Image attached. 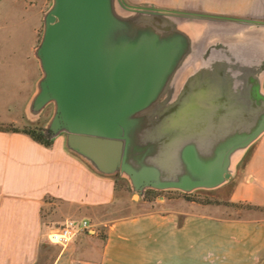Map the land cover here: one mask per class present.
Listing matches in <instances>:
<instances>
[{"label": "crops", "instance_id": "1", "mask_svg": "<svg viewBox=\"0 0 264 264\" xmlns=\"http://www.w3.org/2000/svg\"><path fill=\"white\" fill-rule=\"evenodd\" d=\"M58 1L41 54L0 82V124L54 132L0 128V264H264V0ZM157 4L174 16L155 45ZM140 184L229 205L129 204ZM69 220L100 230L50 242Z\"/></svg>", "mask_w": 264, "mask_h": 264}, {"label": "rangeland", "instance_id": "2", "mask_svg": "<svg viewBox=\"0 0 264 264\" xmlns=\"http://www.w3.org/2000/svg\"><path fill=\"white\" fill-rule=\"evenodd\" d=\"M56 0H0V67L2 76L1 84L8 90L19 83V69L22 62L35 60L36 55L41 54V47L44 44L45 33L50 24V17L59 7V1ZM136 12L141 9L136 8ZM150 15L151 38L152 44L157 45L160 37L163 36L162 28L165 24L173 21L174 10L168 9L162 5H151L145 9ZM145 12V13H146ZM169 15V16H168ZM167 17V20H166ZM169 17H171L169 19ZM54 21V20H53ZM82 32L88 33L87 30L92 28V21L84 15L78 21ZM84 36H81L83 39ZM87 38V37H86ZM33 49V50H32ZM36 55V56H35ZM35 56V57H34ZM41 57L39 56V59ZM15 66L13 69L4 68V66ZM157 71V69H156ZM6 94L0 96V115H9L5 113L4 105L9 99H3ZM49 110V109H48ZM47 110V111H48ZM45 111V110H44ZM44 117H42L43 119ZM27 127V126H23ZM14 125L0 124V128L22 129ZM38 128V127H37ZM228 189L204 187L174 188L165 187L157 188L150 185L140 184L136 189L128 191L127 198L129 204L142 202L148 203H165L168 201L181 200L184 202H194L198 204H225L229 205L226 200ZM133 198L131 199V196ZM51 207L54 208V205ZM136 209L128 206L119 214H131ZM251 208L246 205H232L231 213L234 216H244L251 212ZM257 215H264L263 211H257ZM98 231L100 228L97 229Z\"/></svg>", "mask_w": 264, "mask_h": 264}, {"label": "built area", "instance_id": "3", "mask_svg": "<svg viewBox=\"0 0 264 264\" xmlns=\"http://www.w3.org/2000/svg\"><path fill=\"white\" fill-rule=\"evenodd\" d=\"M96 231L97 228L88 220H82L79 222L69 220L64 225L50 230L48 240L52 243L64 245L71 241V239L79 232L94 234Z\"/></svg>", "mask_w": 264, "mask_h": 264}, {"label": "trees", "instance_id": "4", "mask_svg": "<svg viewBox=\"0 0 264 264\" xmlns=\"http://www.w3.org/2000/svg\"><path fill=\"white\" fill-rule=\"evenodd\" d=\"M5 130L12 132H22L46 148H50L53 143L54 132L49 128L23 127L20 130L12 128H6Z\"/></svg>", "mask_w": 264, "mask_h": 264}, {"label": "water", "instance_id": "5", "mask_svg": "<svg viewBox=\"0 0 264 264\" xmlns=\"http://www.w3.org/2000/svg\"><path fill=\"white\" fill-rule=\"evenodd\" d=\"M53 19H54V17H50L49 21H50V22H52V21H53Z\"/></svg>", "mask_w": 264, "mask_h": 264}]
</instances>
